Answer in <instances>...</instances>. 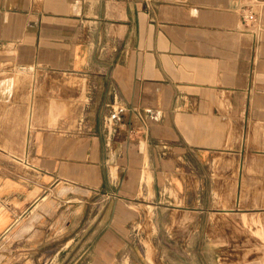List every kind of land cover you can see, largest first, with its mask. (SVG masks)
<instances>
[{"label": "crops", "instance_id": "1", "mask_svg": "<svg viewBox=\"0 0 264 264\" xmlns=\"http://www.w3.org/2000/svg\"><path fill=\"white\" fill-rule=\"evenodd\" d=\"M243 1L0 0V264H186L187 230L209 264H264Z\"/></svg>", "mask_w": 264, "mask_h": 264}, {"label": "rangeland", "instance_id": "2", "mask_svg": "<svg viewBox=\"0 0 264 264\" xmlns=\"http://www.w3.org/2000/svg\"><path fill=\"white\" fill-rule=\"evenodd\" d=\"M35 74V73H33ZM174 219L173 221H176V216H173ZM186 220H191V217H186ZM142 224H138L139 228H137V230H134V233L132 235V237L139 243L142 245V247H140L139 249L141 251H146V245L148 244V256L151 259V255H152V245H151V236L152 233H154L156 230H152L153 227V222L151 220V215L149 214L148 216L144 217L143 220L140 221ZM154 229V228H153ZM138 232V233H137ZM157 233V232H156ZM171 234V236L175 233L174 231H170L169 232ZM186 239H187V244L185 247V252H186V256H187V262L186 264H209L208 259L209 257V247H199V246H195V240H194V234L192 231H186ZM158 234H161V232H158ZM200 250H202L200 252ZM198 254V258L201 260L200 263H197L194 261V254ZM201 253V254H200ZM200 254V255H199ZM222 260H225V256L221 257Z\"/></svg>", "mask_w": 264, "mask_h": 264}, {"label": "built area", "instance_id": "3", "mask_svg": "<svg viewBox=\"0 0 264 264\" xmlns=\"http://www.w3.org/2000/svg\"><path fill=\"white\" fill-rule=\"evenodd\" d=\"M264 0H244L240 6L243 20L247 24H252L259 20L260 7Z\"/></svg>", "mask_w": 264, "mask_h": 264}]
</instances>
